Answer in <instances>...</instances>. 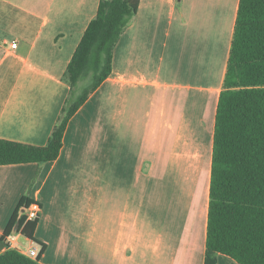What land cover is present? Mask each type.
<instances>
[{"label":"crops","instance_id":"0c3cea01","mask_svg":"<svg viewBox=\"0 0 264 264\" xmlns=\"http://www.w3.org/2000/svg\"><path fill=\"white\" fill-rule=\"evenodd\" d=\"M101 0H0V139L44 146ZM240 0H140L59 157L0 166V255L22 198L41 264H204L215 120ZM16 236V243L19 240ZM40 254V253H39ZM218 264H239L226 255Z\"/></svg>","mask_w":264,"mask_h":264},{"label":"trees","instance_id":"16d2710c","mask_svg":"<svg viewBox=\"0 0 264 264\" xmlns=\"http://www.w3.org/2000/svg\"><path fill=\"white\" fill-rule=\"evenodd\" d=\"M140 0H101L64 80L70 86L61 116L44 146L0 139V166L55 161L69 121L112 73L117 43ZM204 264L226 255L239 264H264V0H240L231 51L219 96L211 169ZM34 202L22 198L3 235L34 239L38 219L27 220ZM17 249L0 264H41Z\"/></svg>","mask_w":264,"mask_h":264},{"label":"built area","instance_id":"2783aa9c","mask_svg":"<svg viewBox=\"0 0 264 264\" xmlns=\"http://www.w3.org/2000/svg\"><path fill=\"white\" fill-rule=\"evenodd\" d=\"M0 46L4 47V48H9L11 51H14L15 49H17L18 47V43L17 42H12L10 45H8V43L0 38ZM41 212V206L38 202H34L30 208L28 209V211L26 212L27 215V220L28 221H33L39 218ZM20 235V234H17ZM17 235H13L7 238L6 243L9 246V248L12 249H17L19 250L22 254H24L25 256L31 258V259H36L39 256L40 253V247L39 245H35L33 248L29 249V250H20L18 247V244L16 243V236Z\"/></svg>","mask_w":264,"mask_h":264},{"label":"rangeland","instance_id":"374dc122","mask_svg":"<svg viewBox=\"0 0 264 264\" xmlns=\"http://www.w3.org/2000/svg\"><path fill=\"white\" fill-rule=\"evenodd\" d=\"M19 236L20 237H19V240L17 242L18 247L20 250H26L27 247L30 245V240L27 237H25L24 235L20 234Z\"/></svg>","mask_w":264,"mask_h":264}]
</instances>
